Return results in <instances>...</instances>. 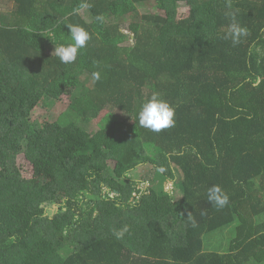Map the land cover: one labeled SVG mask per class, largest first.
Wrapping results in <instances>:
<instances>
[{
    "label": "trees",
    "instance_id": "trees-1",
    "mask_svg": "<svg viewBox=\"0 0 264 264\" xmlns=\"http://www.w3.org/2000/svg\"><path fill=\"white\" fill-rule=\"evenodd\" d=\"M7 7L0 264H264V0H7ZM234 23L246 34L235 36ZM70 24L91 39L64 64L52 53L70 42ZM153 93L176 109L175 126L160 133L138 123ZM64 96L83 120L107 110L131 122L93 133L77 121L33 118L45 100ZM144 164L181 196L147 178L136 196L131 174ZM215 185L229 197L224 208L207 199ZM234 223L228 251L204 250L205 233ZM124 225L129 232L117 239Z\"/></svg>",
    "mask_w": 264,
    "mask_h": 264
},
{
    "label": "rangeland",
    "instance_id": "rangeland-1",
    "mask_svg": "<svg viewBox=\"0 0 264 264\" xmlns=\"http://www.w3.org/2000/svg\"><path fill=\"white\" fill-rule=\"evenodd\" d=\"M183 5L184 4H181V6L184 7L183 12L187 13L189 8ZM6 6H7V0H0V9L4 8L5 10H7L8 7L5 8ZM133 30H135L133 26H130L128 28L129 33H131ZM39 117L47 118L49 120L59 119V121L64 123L70 121H77L81 124H85L86 126H88L89 130L93 133L103 127L112 126L117 120L123 121L124 123H128L130 121L128 120L127 116L124 113L107 111V110L101 112L97 118L88 121L83 120L81 117H79L76 114L75 111H73L72 108H70L69 100L67 96H64L60 100H55V99L45 100V102L41 103L33 113L34 119ZM19 164L23 167V170L26 169L27 163H25L23 159L19 160ZM131 175L132 177H136L137 180L139 181L138 191L135 194L136 196H138L141 193V191H143L146 188V186H149L148 181L145 180V178L151 179V181H153V183H155V185L158 188L161 187L160 184L164 180L161 179V177H159V175L156 173L154 166H151L150 164H144L134 168L132 170ZM163 184L167 190L174 189L177 197L181 196V191L178 188H176L175 183L173 181L165 180L163 181ZM58 206L59 203H56L55 205L51 206V210L54 211L55 209H57ZM236 225L237 224L234 223L220 230L205 233L204 250L216 251V252L228 251L232 239L236 236Z\"/></svg>",
    "mask_w": 264,
    "mask_h": 264
},
{
    "label": "clouds",
    "instance_id": "clouds-1",
    "mask_svg": "<svg viewBox=\"0 0 264 264\" xmlns=\"http://www.w3.org/2000/svg\"><path fill=\"white\" fill-rule=\"evenodd\" d=\"M102 19V17H98ZM70 33V42L55 46L52 55L58 57L61 63H74L81 50L84 49L91 39V34L82 26L70 24L67 26ZM235 36L246 34L247 30L233 24ZM92 78L95 81L100 79V72L92 73ZM176 109L159 93H153L150 99L144 102L138 112L139 126L150 130L153 133H160L165 129H169L176 124ZM127 175V173H125ZM207 199L217 208H224L229 204V197L224 193L219 185L212 186L207 190ZM191 214H189V217ZM129 232V226L124 225L119 230H114V235L117 239H122Z\"/></svg>",
    "mask_w": 264,
    "mask_h": 264
},
{
    "label": "water",
    "instance_id": "water-1",
    "mask_svg": "<svg viewBox=\"0 0 264 264\" xmlns=\"http://www.w3.org/2000/svg\"><path fill=\"white\" fill-rule=\"evenodd\" d=\"M136 191H138V189Z\"/></svg>",
    "mask_w": 264,
    "mask_h": 264
}]
</instances>
